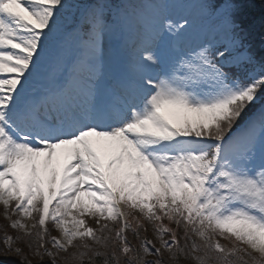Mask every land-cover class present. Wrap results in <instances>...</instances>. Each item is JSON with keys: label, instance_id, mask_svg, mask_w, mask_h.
<instances>
[{"label": "snow or ice", "instance_id": "obj_1", "mask_svg": "<svg viewBox=\"0 0 264 264\" xmlns=\"http://www.w3.org/2000/svg\"><path fill=\"white\" fill-rule=\"evenodd\" d=\"M0 204L15 264H264V0H0Z\"/></svg>", "mask_w": 264, "mask_h": 264}, {"label": "rangeland", "instance_id": "obj_2", "mask_svg": "<svg viewBox=\"0 0 264 264\" xmlns=\"http://www.w3.org/2000/svg\"><path fill=\"white\" fill-rule=\"evenodd\" d=\"M8 212H9V214H11V209H9ZM0 217L2 218V220H1L2 223L9 224V226H10V221L5 218V210H4V207H3L2 204H0ZM12 219H20V217L19 216H16V215H13L12 216ZM27 222L30 224L32 221L29 220ZM15 230L16 231H19L17 229H15ZM21 233H23V232H21ZM13 247H23L25 249V252L26 253L29 251L26 248V245L23 244V243H18V244L14 243L13 244ZM0 256H2L1 259H4L6 261L9 260V259L13 260V263H15V259H18V258L12 257L11 254H5L4 249H3V244L0 245ZM28 259L30 261H33V264H34L36 257H34L33 255L29 254L28 255Z\"/></svg>", "mask_w": 264, "mask_h": 264}, {"label": "trees", "instance_id": "obj_3", "mask_svg": "<svg viewBox=\"0 0 264 264\" xmlns=\"http://www.w3.org/2000/svg\"><path fill=\"white\" fill-rule=\"evenodd\" d=\"M2 258V256H0V259ZM13 264H15V263H13Z\"/></svg>", "mask_w": 264, "mask_h": 264}]
</instances>
